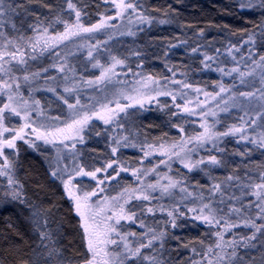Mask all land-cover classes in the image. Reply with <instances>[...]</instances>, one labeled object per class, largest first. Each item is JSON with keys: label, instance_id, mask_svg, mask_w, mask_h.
<instances>
[{"label": "snow or ice", "instance_id": "1", "mask_svg": "<svg viewBox=\"0 0 264 264\" xmlns=\"http://www.w3.org/2000/svg\"><path fill=\"white\" fill-rule=\"evenodd\" d=\"M31 0H0V176L7 178L10 190L4 193V197H10L12 200H19L21 203V192L15 187L18 183L11 175L12 169L15 167V162L10 159L6 150L18 152L17 142L23 141L29 147L37 149V141H41L44 145H50L54 150V155L49 158L50 175L61 181L63 188L68 198L73 202L76 214L80 217L83 230V238L86 242L87 254L82 259V264H166L161 258L162 254L158 255L159 250L164 247L163 238L164 231L156 232L154 228L148 227L143 220L139 221V226L145 228L146 231L137 236L136 232L122 231V221L135 222L137 213L128 208L133 200L150 202L157 197L153 193L159 192L160 196H172L173 191L179 189L185 194V198L195 196L196 200L200 201L199 206L189 208L188 211L195 213L193 217L196 220H201L209 226L216 227L214 235L215 241L203 247L202 251H197L192 248L194 256L189 259L188 264H257L255 256H241L238 252L239 247L245 249L251 247L256 248L252 243L257 239V233L264 235V223L256 224L255 220L248 215H245L251 208L257 209V219L264 221V171L259 174L258 182L252 180L251 176L247 177V183L241 184L239 176H228L225 181L213 184L207 191L206 198L202 193L194 194L188 191V188L183 186V181L177 179L167 173L158 171L161 164L171 171V162L179 161L189 172L193 171L201 164L221 165L215 155H210L207 161L204 158L198 160L192 159V154L197 151V148L203 147L208 143H212L215 147L221 137L228 135L240 134L241 140H246L253 145H258L264 148V130L258 136L249 137L247 131L249 128L255 129L258 126H264V47L261 51H253V48L248 49L247 56H241L238 60L234 52H240V47L231 44L227 48V53L231 56L234 65L231 68L217 67L223 76L232 77L233 80H238L242 86L249 87L250 90H236V86L225 85L218 83V91L207 92L200 88L193 89L196 93L203 92L206 100L211 99L217 101L216 107L220 104L225 105L221 111L227 112L229 107L239 106L244 111V116L240 117L241 123L239 126L232 125L225 132L214 130V124H209L207 117L210 115L216 117L217 113L207 107L205 101H200L198 98L195 101V107L191 99H185L184 103L174 104L177 109L189 115H199L202 118L200 127L203 129L196 135L181 136L178 141L171 144L161 142L159 144H141L140 150L143 152V159H147L158 153L163 159L158 164L150 168H130L124 163L117 160H109L102 167H94L86 169L79 161V150L77 144H83L85 137L83 133L85 129L91 125L93 119L102 121L105 125L119 124L121 113H126L127 109L139 105L143 108L145 103H152L159 96H171L175 102L177 95L167 90V83L162 84L161 81L153 76H144L135 82L136 86L128 92H120L122 99L128 103H120V100L96 105L83 104L79 95H76L74 102H70L63 95H58V99L62 100L70 113V118L62 120L60 116L48 117L45 109L40 106V101L31 96V82L41 76L40 71L32 72L29 70V61L36 60V53L43 54L44 52L59 49L62 46L68 47V44L73 42L74 38H83L87 35H94L101 31L107 32L109 29H116L115 21H122L127 18L128 22H132L133 16L140 23L151 24L153 17L146 14V9L142 10L143 5L138 0H104L106 4H110L114 10V15L100 14L96 23H85L83 17L86 15L83 7H78L77 4H83V0H63L66 7L61 8V12L57 13L52 21L47 25L39 18L35 11L28 8V3ZM49 8L50 5H44ZM169 7H171L169 5ZM240 7L261 10V15L264 16V0H242ZM21 12L28 15L36 16L37 23L30 24L28 27L34 35L24 36L17 29L12 17L19 16ZM61 13H67L68 19H64ZM164 15H168L167 12ZM161 24L167 23L166 20H160ZM55 25H62V31L50 32ZM11 28L13 32L18 33L16 36L9 34L7 29ZM254 29L259 30V34L264 37V20L255 24ZM135 35L131 30L121 35ZM203 35V32L200 33ZM256 32L247 33V40L244 44H256ZM108 39H112L109 35ZM107 41H97L96 44L90 45L87 56L92 63L93 68H100L99 76L94 80L83 81L89 86L107 85L112 82L113 77L118 76L117 67L124 66L125 61L117 56H111V63L107 66L102 65L93 55L94 49H99L102 44ZM197 48H193L192 52H197ZM219 49L216 52L219 53ZM70 51L61 56L59 52L55 55L60 60V63L54 64L53 67L57 71L64 73L63 79L65 85L63 91L69 95L78 91L79 85L72 80L68 73H74V69L69 65L67 56L72 55ZM139 55V53H137ZM216 60L213 55L203 54L201 63L205 68H211L212 62ZM241 63L243 67H241ZM43 72L48 69L44 68ZM172 76L176 73L170 68ZM134 75H139L134 74ZM55 77H47L46 80H54ZM72 81L69 83V81ZM165 81L172 84L181 85L185 89L192 88L191 84L183 81L165 78ZM257 83L259 86L257 87ZM24 85H29V95L25 96L22 90ZM55 93V87L47 89ZM185 97L186 93L180 94ZM114 103V107L110 106ZM255 103L256 110H245L249 105ZM197 109H200L198 112ZM33 113L40 119H34ZM176 113H174L175 115ZM244 117H248L245 119ZM16 118L22 121L18 127L12 126L11 120ZM258 121L262 122L258 125ZM179 129L181 133L185 130L180 125H173ZM99 135V133H97ZM124 147H137L135 143L128 141L127 137H123ZM116 147H112V155L115 156L121 146V140H115ZM191 145V147H189ZM222 151V149H217ZM142 162V161H141ZM112 169V172L108 170ZM121 172H131V175L136 179V186L124 187L114 196L101 195L105 193V184L116 180ZM152 174L156 175L154 183L145 182V177ZM77 177H86L91 181H95L93 188L85 190L81 186V181ZM236 181L238 186L242 187L240 196L227 191V186L231 182ZM255 197V200H249L247 204L244 202V197ZM95 198V199H93ZM227 205L224 207L219 205ZM163 206H160V211H164ZM147 213H154L152 207L146 208ZM175 209L169 210L167 215L172 218V227H176ZM40 213L34 212L33 216L37 217L35 223L37 225L38 235L40 240H51V234L46 231L47 219L41 224L38 219ZM183 215V213H180ZM232 217H236L233 221ZM250 227L254 229L252 235L243 236L237 239L235 236L231 240L225 239V233L238 227ZM159 241V248L156 243ZM203 245V241H200ZM189 245H185L188 247ZM47 247V245H45ZM53 252L60 256L56 250H50L48 255L51 257ZM259 264H264V246L260 249ZM195 257H199L196 259ZM21 264H26L22 261ZM60 264H64L61 256ZM71 264V261L68 262Z\"/></svg>", "mask_w": 264, "mask_h": 264}, {"label": "trees", "instance_id": "2", "mask_svg": "<svg viewBox=\"0 0 264 264\" xmlns=\"http://www.w3.org/2000/svg\"><path fill=\"white\" fill-rule=\"evenodd\" d=\"M138 2L143 5L142 10L146 9V14L154 18L151 24L140 23L135 16L131 23L125 18L119 21L116 29L94 34L92 40L95 43L107 41L106 44L101 45L103 50L107 49L112 56L123 59L127 68L137 69L139 72L148 73L156 78L172 76V72L169 71L171 68L177 77L191 84L192 87L210 91L214 88V84L232 85L234 83L238 85V90L240 88L250 90L249 87L240 85L238 80L234 81L232 77L223 76L216 69L218 66L227 69L234 65L231 56L227 53V48L231 44H235L241 49L240 52H234L238 60L241 56H247L250 47L256 52L261 51L264 47V37L259 34L258 29L253 27L264 20L259 8L242 9L240 7L242 0H138ZM44 5H50L51 11ZM77 6L84 8L85 23H95L100 14H106L105 12L109 11L110 4H106L104 0H83V4L78 3ZM62 7H66L63 0H31L28 3V8L35 11L39 18L45 22V25L52 21L57 13L61 12ZM165 12L168 15H164ZM61 15L64 19L69 18L67 13H61ZM12 20L24 36L34 35L28 26L37 23L36 16L21 12L19 16L12 17ZM160 20L168 22L161 24ZM128 25L132 26L131 29L135 35L114 38V31L120 29L122 32ZM62 29V25H55L49 31H62ZM7 31L13 36L18 34L13 32L10 26ZM201 31L203 35L200 34ZM251 31L256 32L254 47L244 44V41L247 40V33ZM109 35L112 36V39H108ZM71 48L72 45H68L67 48L62 46L43 54L37 53V59L29 61V70L40 71V77L43 78L52 75L55 73L54 71H57L53 65L60 63L55 53L59 52L61 56H65L70 51L73 54L67 56V60L69 65L73 66L74 73H68V75L72 74L75 81L82 85L83 81L88 80L87 76L94 72L92 61L85 60L86 63L81 66L80 62L85 59L84 54L72 52ZM193 48H197L198 51L192 52ZM216 49L220 50L219 53L216 52ZM204 53L216 57L211 68H205L201 63ZM241 67H243L242 63ZM44 68L48 69L46 73L42 71ZM163 106L162 109L153 106L142 112L134 110L119 118V122L123 125L121 132L126 134L131 143L134 141L133 143L137 145L135 147L137 148V163L143 155L140 150L141 144H159L163 139H169L166 134L175 125V118H172L167 106ZM238 114L235 117L236 121ZM135 148H131L133 151L130 152V155L136 154ZM17 149L18 152H15L12 158L15 162L12 177L18 182L15 186L21 192V199L24 203L12 200L10 197H3L0 193V264H21L22 261L26 264H60L61 256L64 264H68L69 261L71 264H82V259L87 254L85 241L78 217L61 184L51 177L48 165L41 155L30 150L23 143H17ZM220 149H222L219 151L220 154H216L214 149L208 148V151H199L196 155H192V159L208 158L210 155H215L222 162L219 166L201 164L193 171L185 172L176 162L172 161L170 172L167 167L161 165L158 171L181 179L183 186L187 187L189 192L202 193L206 198L208 197L207 190L213 184L225 181V178L230 175L239 176L241 184L248 182V176L258 182L260 172L264 171L263 166L260 168L252 165L234 167L235 163L229 164L226 161V157L230 156V151L223 146ZM124 155H120L124 159H118V162L129 163L130 155ZM155 160L143 162L137 166L142 169L150 168L158 164ZM100 164L104 165L103 162ZM144 179L146 183H154L156 175L152 174ZM0 183V187L3 188V182L0 181ZM131 186H135L134 183ZM227 191L240 196L242 187L233 181L230 186H227ZM153 196L157 199L150 202L133 200L131 207L137 203L135 209L132 208L137 213V236L146 231L145 228L139 226L140 220H143L148 227L154 228L157 233L165 232L164 247L157 254H162L161 258L166 264H188L189 259L194 256L193 247L197 251H202L204 246L215 241L214 233L217 228L194 219L196 214L188 211L189 208L197 207L200 204L195 196L185 198V194L181 193L179 189L174 190L172 196L161 197L158 191L153 193ZM243 199L245 204L249 200L254 201V197L251 196ZM160 206H163L165 210L160 211ZM219 206L224 207L225 210L227 208L226 204ZM147 207H152L154 213H147ZM173 209L176 210V227H172V218L167 215V212ZM257 211L253 207L245 215L253 218L259 225L264 221L256 218ZM34 212L40 213L38 219L41 224L47 219L45 230L51 234V240L43 242L40 240L35 223L37 217L33 216ZM232 220L235 221L236 217H232ZM188 223L198 225L201 229L206 227V234L200 238L190 236L182 228ZM253 231L254 229L250 227L241 226L225 233V239L231 240L234 236L237 239L250 236ZM200 241H203V245ZM159 243L157 241V248H159ZM252 243L256 245V248L239 247L238 252L246 259L248 256H255L257 264H259L260 249L264 246V235L257 233V239ZM185 245L189 246L185 247ZM50 250H56L60 256L53 252L50 257L48 255ZM195 258L199 259V257Z\"/></svg>", "mask_w": 264, "mask_h": 264}, {"label": "rangeland", "instance_id": "3", "mask_svg": "<svg viewBox=\"0 0 264 264\" xmlns=\"http://www.w3.org/2000/svg\"><path fill=\"white\" fill-rule=\"evenodd\" d=\"M109 11H106V15H114V10L110 7H108ZM98 21V20H97ZM96 21V22H97ZM95 22V23H96ZM114 23L119 24V21H115ZM131 25H128L125 30H123V33H127L128 30H131ZM103 32V31H101ZM119 30L114 31L113 35L115 36L114 38L118 37L120 38L121 36H128L127 34L121 35L122 33ZM98 34V33H96ZM93 35H85L83 38H74L73 42L69 43L68 45H72V48L70 49L72 52L75 53H83L84 54V61L80 62V65L83 66L86 62H89V58L87 56V52L89 50L90 45L96 44L94 42ZM122 38V37H121ZM121 40V39H120ZM71 47V46H70ZM104 48L100 47L99 49H94L93 50V55L95 56L96 59L100 61L102 65H109L111 63L110 57L112 56L107 49L103 50ZM39 53V52H37ZM36 53V54H37ZM91 62V61H90ZM94 61H92L93 63ZM71 66V65H70ZM73 67V66H71ZM96 70V72H95ZM100 68H94V72L91 73V75L87 76L88 80H94L95 77L99 76L100 74ZM55 73L52 75H49L47 77H55L54 80H46L47 77H37L36 80L31 82V96L40 101V106L45 109V112L48 117H55V116H60L62 120H67L70 118V113L67 108V105L63 103L62 100L58 99V95H63L66 98L69 99L70 102H74V98L76 95H79L81 98V102L83 104H88V105H96L97 107L99 106L100 103H107L109 100L115 101V100H120V103H128L127 100H124L120 97L119 93L120 92H128L130 94H133L131 92V89L136 86L135 82L137 80H140L141 77L144 76H149L148 73L144 72H139L137 69L133 68H127L126 64L124 66L117 67L116 72L118 73V76L113 77L112 82L107 84V85H93L89 86L87 84H78L73 75L69 74V76L74 80L78 85V91L76 93H73L69 95L68 93H65L63 91L65 81L63 79L64 73H61L59 71H54ZM139 74V75H134V74ZM151 76V75H150ZM156 78V76H153ZM168 78L183 81L184 80L180 79L175 75V77L170 76ZM161 81L162 84L167 83V90L171 91L173 94L177 95V99L174 102L171 98V96H159L157 97L156 100H154L152 103H145L144 107L141 108L139 105H136L134 107H130L127 109V112L131 113L134 110H140L146 111L147 109H150L153 106H156L158 108H163L167 106L169 112L171 113L172 118H175L174 122L175 125H180L181 127L184 128V132L181 133L178 128L172 127L171 130H169V133L166 134L169 139H163L162 142H167L168 144L173 143L174 141H178L181 136L184 135H196L199 132H202L203 129L200 127V124L202 123V118L199 115H189L187 113L182 112L180 109H177L174 104H183L185 99H191L193 101V104L190 105L191 107H195V101L198 98L200 101H205L207 107H205L203 110L207 111L208 108H211L212 111H215L217 113L216 117L208 116L207 121L209 124H214V130L218 132H225L227 131L232 125H237L241 123L240 117L244 116V111L241 110L239 106L237 107H229V110L227 112L221 111L220 109L225 107V105L220 104V107L217 108L216 104L217 101H212L211 99L206 100L205 96L203 95V92L201 93H196L193 91L195 88L199 87H192L190 89H185L181 85L177 84H172L170 82L165 81V78H157ZM72 81L70 80L69 83ZM186 83V82H185ZM227 86V85H226ZM236 89L238 88V85H235ZM49 87H55L56 92H50L47 89ZM210 91H207L205 89H202L203 91L207 92H216L218 91L217 85L214 84ZM25 96L29 95V85H24L23 89ZM238 90V89H237ZM240 90H244L240 88ZM181 93H186L187 95L185 97H182L180 94ZM3 97H0V100H2ZM114 107V103L110 105ZM257 105L255 103L251 104L248 106L247 109L245 110H250L254 111L256 110ZM199 112L200 109H197ZM126 112V113H127ZM174 113H176L174 115ZM240 115H239V114ZM125 113H121L120 116H122ZM133 114V113H132ZM131 114V115H132ZM238 114L237 121L235 119L236 115ZM33 118L34 119H40L36 117V114L33 113ZM120 118V117H119ZM245 119H248V117H244ZM22 123V121H18L16 118H12L11 124L12 126L18 127L19 124ZM121 125V123L119 122ZM262 122L258 121V125H261ZM264 130V126H258L255 127V129L249 128L247 131V135L251 137H256L259 135V133ZM99 133V135H97ZM85 137V142L83 144H77V149L79 150V161L82 163L86 169H91L94 167H102L100 162H103L104 164L109 161V160H117L118 159H124L120 157V155H130V152L133 151L131 148L132 147H124L123 146V137H127L126 134L121 132V127L118 126L117 124L113 125H105L102 121L93 119L91 122V125L85 129V132L83 133ZM240 134L236 135H228L221 137L220 140L217 142L216 146L214 147L212 143H208L204 145L203 147L197 148V151L193 153L194 155L197 154L199 151H208L209 149H214V152L216 154H220V152L217 149H220L222 146L227 148L230 153L228 157H226V161L228 163L232 164L234 167L239 165V166H255V167H264V148H260L258 145H253L249 143L246 140H241L239 138ZM128 138V137H127ZM175 138V139H172ZM135 139V138H133ZM115 140H121V146L119 147L118 152L116 153L115 156L112 155V147H116V144L114 143ZM128 141L131 142V140L128 138ZM134 142V141H133ZM132 142V143H133ZM17 143H23L26 145L30 150L36 152L37 154L41 155L44 160L46 161V164L48 165L49 171H50V166H49V158L54 155V150L51 148L50 145H44L41 141H37L38 148L33 149L29 147L28 144H25L23 141H18ZM191 147V145H189ZM7 153L9 154L10 159L13 158L14 156V151L13 150H6ZM136 154H132L129 156V163L123 162L130 168H140L137 166V164H141L143 162L147 161H153V159H156L155 161L158 163L163 157H161L158 153L152 155L151 157L147 159H143V155L139 158L138 163H137V148H135ZM192 154V155H193ZM124 155V156H125ZM200 155V154H199ZM202 155V154H201ZM199 158V157H197ZM200 159V158H199ZM207 161V158H204ZM134 160V161H133ZM193 160H198L196 158H193ZM224 160V159H223ZM142 161V162H141ZM176 162L181 169H183L185 172H189L186 168L183 167L181 163L177 160H173ZM208 164V163H205ZM211 165V164H208ZM104 166V165H103ZM161 166H165L161 164ZM200 166V165H199ZM166 167V166H165ZM109 172H112V169L108 170ZM12 175V171H11ZM52 177V176H51ZM53 178V177H52ZM55 179V178H53ZM78 181H81V186L87 190L90 188H93L95 186V181H91L89 178L86 177H77L76 178ZM58 181L62 189L68 198L64 188L63 184L61 183L60 180L55 179ZM0 181L3 182V188L0 187V193L4 197V193L6 191L10 190V186L8 185L7 178L4 176H0ZM132 183L136 186L137 181L136 179L131 175V172H121L120 176L117 177L116 180L107 182L105 184V193L101 195H108V196H114L118 192H120L124 187L131 186ZM1 184V183H0ZM16 187V186H15ZM17 188V187H16ZM9 198V197H8ZM95 199V198H93ZM74 213V205L73 202L68 198ZM255 200V197H254ZM137 203H134L133 207H131V204L127 205L128 208L130 209H135ZM132 209V210H133ZM135 211V210H133ZM79 220V225L83 234V230L81 227L82 221L80 217L76 214ZM158 221L160 219H157ZM203 223V222H202ZM121 224L123 225L122 231L125 232H136L137 233V221L132 222V221H122ZM184 231H187V233L190 236H197L198 238L204 236L206 234V227L201 229L198 227V225H194L192 223H188L182 226ZM86 245V242H85Z\"/></svg>", "mask_w": 264, "mask_h": 264}]
</instances>
